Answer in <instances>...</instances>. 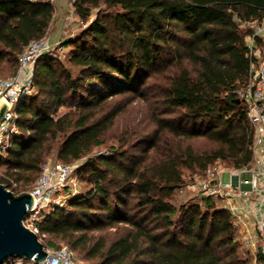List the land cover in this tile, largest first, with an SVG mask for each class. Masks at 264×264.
Returning <instances> with one entry per match:
<instances>
[{
  "label": "trees",
  "instance_id": "obj_1",
  "mask_svg": "<svg viewBox=\"0 0 264 264\" xmlns=\"http://www.w3.org/2000/svg\"><path fill=\"white\" fill-rule=\"evenodd\" d=\"M72 7L82 22L94 19L62 45L70 47V69L52 57L36 61L35 93L17 109L0 185L19 194L13 184L33 183L49 156L63 164L87 158L76 169L86 190L37 223L45 247L61 242L98 264H251L240 257L228 210L211 197L173 200L216 164L252 163L254 127L237 95L248 79V31L237 21L264 20V0H74ZM53 15L49 1H0V72L16 73L18 56L47 35ZM135 101L147 106L151 129L131 121L111 155L91 156ZM61 108L68 112L58 116ZM108 229L119 230L114 240L96 235ZM14 260L31 264H4Z\"/></svg>",
  "mask_w": 264,
  "mask_h": 264
},
{
  "label": "built area",
  "instance_id": "obj_2",
  "mask_svg": "<svg viewBox=\"0 0 264 264\" xmlns=\"http://www.w3.org/2000/svg\"><path fill=\"white\" fill-rule=\"evenodd\" d=\"M5 1V0H0ZM38 2L42 0H27ZM239 27L248 34L245 46L249 58L246 84L237 90L238 98L244 104L246 116L254 127L252 163L236 172H248V180L239 179V185L218 181V164L208 168L205 177L193 185L202 197L239 201L241 205H230L229 209L235 232L243 247L249 252L253 264H264V20L237 21ZM261 42V45L258 42ZM55 45L45 37L31 41L18 56V68L14 75L0 79V101L7 104V110L0 121V153L3 158L9 141L18 135L16 126L17 109L21 101L35 93L33 67L41 57H55ZM104 155L99 153L96 156ZM75 163L63 164L54 159H46L40 166L37 179L28 192L33 198V206L27 209L23 225L38 237L37 223L54 207H62L67 200L79 194V185L74 178ZM241 185L248 189H241ZM237 191V192H236ZM259 196L263 198L259 199ZM258 203V206H254ZM225 209V208H223ZM44 236L42 235L41 238ZM40 241V239H39ZM46 257L39 264H79L77 255L67 246L57 249L45 247ZM31 264H35L30 261Z\"/></svg>",
  "mask_w": 264,
  "mask_h": 264
},
{
  "label": "rangeland",
  "instance_id": "obj_3",
  "mask_svg": "<svg viewBox=\"0 0 264 264\" xmlns=\"http://www.w3.org/2000/svg\"><path fill=\"white\" fill-rule=\"evenodd\" d=\"M44 1H49L54 6V15L49 25V28L54 29L55 27H60V39L58 42L52 43L49 40L48 36L47 35L45 36V38L48 41H50L53 45H55V51L53 54L55 55V57H52V58L57 59L58 61L67 65L66 62L70 55V47H62V45L65 44L67 41H70L74 39L76 36H78V34H80V32L87 27L89 22L94 19V16H91L88 22L86 23L82 22L79 18H77V16L75 15L74 9L72 7L74 0H44ZM261 48H264V46H261ZM67 67L69 68L68 65ZM71 71L73 72V76L78 74V72H76V70L74 69H72ZM10 76H11L10 73L6 71V68H4V70L0 72V79H5ZM147 109H148L147 106L141 101H135L132 104H130L127 108V111L118 119L115 127L106 134L104 138V144L100 146L99 148L95 149L91 156H96L99 153H103L104 155H111L108 149L111 146L118 147L117 137H119L121 132L124 131V129H126L125 127L131 121L137 124L138 128L145 129V131L148 129L150 130L151 126L147 125V120H146ZM67 112H68L67 108H61L58 112V116H61ZM4 158H5V155H4ZM4 158L2 154L0 153V161L3 160ZM46 159L55 160L54 156H49ZM86 159L87 158H83L80 161L74 162L76 168L74 170L73 176L74 178H76V181L79 185V193H83L86 190V187L82 183H80L79 180L77 179L76 169ZM222 166L226 167L225 165H222ZM1 173L2 172L0 169V175ZM199 181L201 180H196L193 184H190L186 188H183L181 191H179L176 194L175 199L173 200V203L178 204L181 201H183V199L190 198V197H195L196 200H198L196 196L201 194L199 193L200 190L198 191L196 188H191V187L193 185H197ZM31 185L32 183L29 185L13 184L14 187L21 190V193L28 191ZM63 206H65V203ZM118 234H119V230L116 231L115 229H108L103 232L97 233L96 235L104 236L105 239L109 242V241L114 240L118 236ZM235 238L240 243V250H239L240 257L242 259H248L251 262V264H253L252 258L249 252L241 244L236 232H235ZM58 246L60 247V246H67V245L59 242ZM77 260L79 264H98L99 263V261L96 259L95 260L83 259L79 255H77ZM9 264H27V263L22 262L20 260H14V261L9 262Z\"/></svg>",
  "mask_w": 264,
  "mask_h": 264
},
{
  "label": "water",
  "instance_id": "obj_4",
  "mask_svg": "<svg viewBox=\"0 0 264 264\" xmlns=\"http://www.w3.org/2000/svg\"><path fill=\"white\" fill-rule=\"evenodd\" d=\"M7 106L0 101V121ZM32 206L33 198L28 192L14 194L0 185V264L8 259H22L39 264L45 259V246L22 223L27 209Z\"/></svg>",
  "mask_w": 264,
  "mask_h": 264
},
{
  "label": "crops",
  "instance_id": "obj_5",
  "mask_svg": "<svg viewBox=\"0 0 264 264\" xmlns=\"http://www.w3.org/2000/svg\"><path fill=\"white\" fill-rule=\"evenodd\" d=\"M47 36L49 40L52 43H56L60 39V27H55L54 29H48ZM218 173L217 178L218 181L222 183H229L233 186L239 185V179L241 180H248L250 178V174L248 172H236V170L229 168V167H223L222 165L218 164ZM241 189H248V186L241 185ZM237 192V191H236ZM263 198L262 196H259V199ZM217 205L221 208L229 209L230 205H241L239 201L235 200L229 201L225 199H220L216 201ZM254 206H258V203H255Z\"/></svg>",
  "mask_w": 264,
  "mask_h": 264
}]
</instances>
